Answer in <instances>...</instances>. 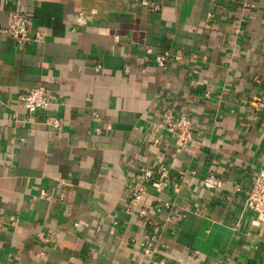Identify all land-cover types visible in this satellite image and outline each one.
<instances>
[{"label":"crops","instance_id":"0c3cea01","mask_svg":"<svg viewBox=\"0 0 264 264\" xmlns=\"http://www.w3.org/2000/svg\"><path fill=\"white\" fill-rule=\"evenodd\" d=\"M147 1L0 0V26L31 19L25 43L0 32V264H264L244 204L264 168V0ZM36 86L53 99L27 114ZM166 107L193 121L182 146Z\"/></svg>","mask_w":264,"mask_h":264},{"label":"built area","instance_id":"2783aa9c","mask_svg":"<svg viewBox=\"0 0 264 264\" xmlns=\"http://www.w3.org/2000/svg\"><path fill=\"white\" fill-rule=\"evenodd\" d=\"M143 4H149L154 10L159 8L158 4L142 0ZM79 22H84L82 17L78 18ZM30 26L31 19L29 16L14 12L11 14V18L7 25L0 26V32L13 39L19 44L25 43L30 39ZM32 38L35 41H41L43 39V33L40 31H34ZM169 57L168 52H158L153 55V59L157 66L165 68V61ZM175 58H180L175 56ZM53 99V93L50 89L44 86L32 87L27 92L19 97L21 107L27 112V114L35 113L37 111L47 110ZM262 106L263 104L259 103ZM162 119L169 132L175 137V143L182 146L187 143L190 132L193 129V121L186 115L177 114L169 107H166L162 112ZM46 124L54 129L61 128V121L57 117H48L45 120ZM165 171H160L159 177H164ZM154 177V171L151 168H140L136 174L135 179L137 181L136 194L131 200V204L134 205L141 197L145 187L149 184ZM146 184V185H145ZM205 184L209 187H218L219 181L215 180L210 175L206 180ZM245 208L253 212L255 215V222L261 226H264V168L256 169L251 178L250 189L245 199ZM168 204L164 203V207ZM127 213H131L130 208L125 209ZM144 213V210H140Z\"/></svg>","mask_w":264,"mask_h":264}]
</instances>
